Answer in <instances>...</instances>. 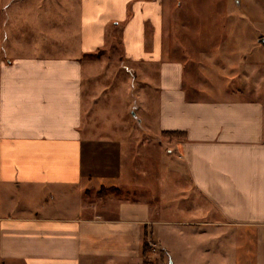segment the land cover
<instances>
[{"label": "crops", "instance_id": "obj_1", "mask_svg": "<svg viewBox=\"0 0 264 264\" xmlns=\"http://www.w3.org/2000/svg\"><path fill=\"white\" fill-rule=\"evenodd\" d=\"M169 14L164 0H0V264H264V105L187 88ZM114 40L156 71L154 200L84 197L119 194L127 173L120 145L84 126L85 55Z\"/></svg>", "mask_w": 264, "mask_h": 264}, {"label": "rangeland", "instance_id": "obj_2", "mask_svg": "<svg viewBox=\"0 0 264 264\" xmlns=\"http://www.w3.org/2000/svg\"><path fill=\"white\" fill-rule=\"evenodd\" d=\"M164 6L170 13L171 53L177 50L179 57L186 53L192 60L187 88L238 89L250 93L243 98L264 105V0H164ZM84 63L86 137L117 142L127 171L119 194L88 191L85 200L156 199L151 190L157 189L159 155L168 141L153 125L155 69L127 63L117 40Z\"/></svg>", "mask_w": 264, "mask_h": 264}, {"label": "trees", "instance_id": "obj_3", "mask_svg": "<svg viewBox=\"0 0 264 264\" xmlns=\"http://www.w3.org/2000/svg\"><path fill=\"white\" fill-rule=\"evenodd\" d=\"M100 52H103V49L98 50L95 53H88L85 55L86 58H94V57H98ZM164 136H171V137H179L180 134L177 132H165L163 133ZM145 248L148 250V245L147 242L145 243Z\"/></svg>", "mask_w": 264, "mask_h": 264}, {"label": "built area", "instance_id": "obj_4", "mask_svg": "<svg viewBox=\"0 0 264 264\" xmlns=\"http://www.w3.org/2000/svg\"><path fill=\"white\" fill-rule=\"evenodd\" d=\"M152 246V244H150Z\"/></svg>", "mask_w": 264, "mask_h": 264}]
</instances>
